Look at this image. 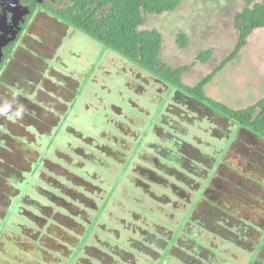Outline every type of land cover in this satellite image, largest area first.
<instances>
[{
	"label": "rangeland",
	"instance_id": "rangeland-1",
	"mask_svg": "<svg viewBox=\"0 0 264 264\" xmlns=\"http://www.w3.org/2000/svg\"><path fill=\"white\" fill-rule=\"evenodd\" d=\"M244 8L245 0H184L147 17L144 30L163 35V63L191 67L184 84L195 87L236 52ZM248 41L206 90L237 111L264 99V29ZM209 50L213 59L198 62ZM51 62L76 80L45 84L51 97L30 109L26 84ZM10 66L0 84V175L8 176L0 228L15 204L20 236L5 230L0 264H264V141L56 21L34 29ZM65 116L85 120L64 129L76 140L61 148L46 135L60 134ZM40 159L45 197L17 206Z\"/></svg>",
	"mask_w": 264,
	"mask_h": 264
},
{
	"label": "trees",
	"instance_id": "trees-1",
	"mask_svg": "<svg viewBox=\"0 0 264 264\" xmlns=\"http://www.w3.org/2000/svg\"><path fill=\"white\" fill-rule=\"evenodd\" d=\"M183 1L184 0H67L68 4L66 8L53 11L52 14L64 26L82 32L102 44L105 48L118 53L131 63L133 67L165 83L171 90L173 89L179 95L184 96L193 103L225 119L236 128V132L243 131L264 141V99L252 107L237 111L214 101L209 98L206 93L207 87L216 79L219 73L223 71L227 63L234 61L246 48L251 35L256 30L264 29V0H245V8L242 12L237 14L235 18V27L240 33V44L236 52L231 56L229 62L224 63L220 68L214 71L211 76L207 77L195 87H189L184 84V76L191 67L184 66L174 69L171 65L163 63V35L158 30H144L147 17L174 12L181 7ZM178 44L182 49L188 48L189 39L187 35L182 34L178 40ZM213 55L214 50L206 51L197 58L198 62L208 64L213 59ZM34 103L40 104V102L36 101H34ZM76 121L83 122V119H74L73 121L70 117L65 116L62 123L66 126L62 128V125H60L55 128H59L57 131H60V134L56 135V133H49V135H46L48 137L50 136L49 139L46 140L48 137H45V140H50L51 142L52 139L55 138V143L62 148L63 139L65 137L75 138L71 133L68 135L66 133L63 134L64 129L68 125L74 126L73 124H76ZM77 130L76 136L80 139L83 134L79 133ZM40 151H42L41 156H43V161L50 158V152L42 149H40ZM96 152V155H99L97 159L104 156L102 151L99 150ZM42 163L41 159L37 160L34 165L35 170H33L31 180H29L30 182L26 187L21 189L22 192L19 197H15L17 206H21L23 200L33 203V206H35V197L39 195L42 198L45 197L44 186L39 181L40 179H37L38 176L40 177L43 168H41V166L44 165V163ZM226 168H230V166H226ZM0 174H2V171H0ZM4 175L6 176L7 173H4ZM22 177L25 179V176ZM7 179L8 176L5 178L0 175V182L5 180L6 186H8ZM10 185L13 187L12 184ZM207 193L208 192H205L202 197H205ZM6 196L8 197V195ZM14 206L13 208H8V216L3 223L5 225L4 230H2L3 225L0 228V238L5 233V230L10 231L14 228L15 232L17 230V234L19 235L20 231H18V227L12 226L14 219H16L15 213H17L18 210V207L16 208ZM37 206L40 208V206L43 207L44 205L37 203ZM38 208L36 211H38ZM82 249L83 244L76 252V255L80 253Z\"/></svg>",
	"mask_w": 264,
	"mask_h": 264
},
{
	"label": "flooded vegetation",
	"instance_id": "flooded-vegetation-1",
	"mask_svg": "<svg viewBox=\"0 0 264 264\" xmlns=\"http://www.w3.org/2000/svg\"><path fill=\"white\" fill-rule=\"evenodd\" d=\"M67 4V0H0V84L5 81L3 75L17 57L23 40L28 39L37 27L38 31L45 30L51 21L59 22L52 13L66 8ZM39 56L43 57L41 54ZM48 65L43 68L44 72H41L39 68L40 71L37 72L36 77H31L26 86L34 91L36 87H40L39 85L44 87L48 84L47 74H50L52 64ZM40 90L43 91L41 88ZM26 94L21 101L27 103L30 109H36L35 106H38L34 103L36 99L30 97L31 93L26 92ZM37 100L39 101V98Z\"/></svg>",
	"mask_w": 264,
	"mask_h": 264
},
{
	"label": "crops",
	"instance_id": "crops-1",
	"mask_svg": "<svg viewBox=\"0 0 264 264\" xmlns=\"http://www.w3.org/2000/svg\"><path fill=\"white\" fill-rule=\"evenodd\" d=\"M69 36V35H68ZM67 40V39H66ZM52 60L54 61V59L52 58ZM51 71H50V76H47V80H48V84L50 85H52V86H59L60 85V82L62 81V80H59V79H61V77H66V79L67 78H70L71 80H76V78L75 77H69L67 74H65L66 72L65 71H62V70H60L61 68H59L60 67V64H58V63H55V64H58V65H55V64H53V62H51ZM53 76H55L54 78H53ZM73 78V79H72ZM40 87H36L35 89H34V91L33 92H31V96L30 97H33V99H36V102H38V98L39 97H41L42 95H47L46 93L48 92L42 85H39ZM40 88L43 90L44 89V91H41L40 90ZM53 95V94H52ZM47 96H50L51 97V94L50 93H48V95Z\"/></svg>",
	"mask_w": 264,
	"mask_h": 264
},
{
	"label": "clouds",
	"instance_id": "clouds-1",
	"mask_svg": "<svg viewBox=\"0 0 264 264\" xmlns=\"http://www.w3.org/2000/svg\"><path fill=\"white\" fill-rule=\"evenodd\" d=\"M81 119H84L85 120V116L84 117H82V116H79ZM88 118L86 117V120H87Z\"/></svg>",
	"mask_w": 264,
	"mask_h": 264
}]
</instances>
